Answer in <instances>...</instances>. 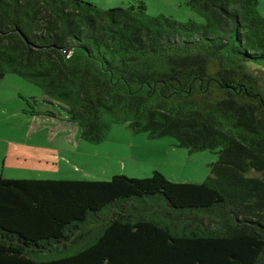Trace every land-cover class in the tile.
Here are the masks:
<instances>
[{
  "label": "trees",
  "instance_id": "16d2710c",
  "mask_svg": "<svg viewBox=\"0 0 264 264\" xmlns=\"http://www.w3.org/2000/svg\"><path fill=\"white\" fill-rule=\"evenodd\" d=\"M187 3L201 21L0 0V80L40 87L83 140L124 124L218 153L201 182L0 176V264H264V16L259 0Z\"/></svg>",
  "mask_w": 264,
  "mask_h": 264
},
{
  "label": "rangeland",
  "instance_id": "374dc122",
  "mask_svg": "<svg viewBox=\"0 0 264 264\" xmlns=\"http://www.w3.org/2000/svg\"><path fill=\"white\" fill-rule=\"evenodd\" d=\"M91 1L105 9L144 2L152 15L202 20L187 0ZM258 8L264 16V0H259ZM260 74L264 87V69ZM50 102L40 87L19 75L7 74L0 80V176L109 180L114 174L143 178L158 170L175 182H201L209 176L210 164L218 159L217 152H190L179 146L174 149L164 140L177 144L175 138L134 134L124 124L113 126L104 142H87L79 138L75 128L59 129L64 120L59 116L49 118L48 111H60ZM72 125L79 126L75 122Z\"/></svg>",
  "mask_w": 264,
  "mask_h": 264
},
{
  "label": "crops",
  "instance_id": "0c3cea01",
  "mask_svg": "<svg viewBox=\"0 0 264 264\" xmlns=\"http://www.w3.org/2000/svg\"><path fill=\"white\" fill-rule=\"evenodd\" d=\"M49 117V116H48ZM60 118H62L63 120H64V122L63 123H61L60 124V128L59 129H61L62 131H64L65 129L67 130V129H73V128H75V130H74V132H76V131H79V138H81V128H80V126H75V125H72V122H74V121H70V120H68V119H66V118H64L63 116L61 117V116H59ZM51 120L52 119H54V118H56L55 116L53 117V116H51V117H49ZM59 119V118H58ZM75 123H77V122H75ZM79 125V124H78ZM115 125H117V124H115ZM114 125V126H115ZM113 128V127H112ZM77 133V132H76ZM110 138V136L108 137V139ZM164 141H167L166 142V144L168 145V146H170V147H173L174 149L175 148H177V144H176V142L175 141H172V140H164ZM151 143H154V142H151ZM159 143V142H158ZM165 143V142H164Z\"/></svg>",
  "mask_w": 264,
  "mask_h": 264
}]
</instances>
